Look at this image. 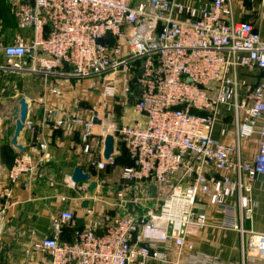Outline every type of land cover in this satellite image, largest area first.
Here are the masks:
<instances>
[{"label":"built area","instance_id":"built-area-1","mask_svg":"<svg viewBox=\"0 0 264 264\" xmlns=\"http://www.w3.org/2000/svg\"><path fill=\"white\" fill-rule=\"evenodd\" d=\"M191 2L8 0L17 26L33 37L0 44L4 75L56 79L50 91L57 96L64 95L62 80L102 77L105 97L128 103L126 110L135 115L108 122L113 106L103 102L88 110L89 117L56 121L72 131L83 127L87 155L104 149L106 136L114 135V153L95 158L99 170L118 165V143L130 163L109 192L115 212L104 216L101 229L86 221L78 228L76 214L63 211L52 219L53 234L33 241L26 256L42 254L40 264H231L201 251L184 255L188 238L210 224L199 207L204 204L221 214V229L239 234L243 252L247 241L249 255L264 262V231L246 226L253 214L252 183L264 175V39L255 24L234 18L232 0ZM241 69L256 82L241 80ZM38 103L47 101L41 96ZM32 110L29 104L28 117ZM221 115L233 122L222 129L231 142L213 136ZM25 130L34 131L29 118ZM256 133L257 149L246 154L243 142ZM36 172L31 154L17 155L2 195L9 197ZM70 223L69 234L63 233Z\"/></svg>","mask_w":264,"mask_h":264},{"label":"crops","instance_id":"crops-1","mask_svg":"<svg viewBox=\"0 0 264 264\" xmlns=\"http://www.w3.org/2000/svg\"><path fill=\"white\" fill-rule=\"evenodd\" d=\"M139 1V0H134ZM209 1V0H195ZM192 3L191 0H184ZM233 16L237 21L251 22L256 25L264 39V0H232ZM0 44L13 41L18 36L26 42L33 37L30 29H20L14 16L10 12L8 0H0ZM0 53V65L7 62ZM246 69L240 70V79L249 84L256 79L249 76ZM0 103L2 100H11L14 114L18 117L19 101L25 97L28 104L33 108L29 115L34 131H23L19 143L25 147L24 151L15 147L11 139L12 134H1L3 119L0 118V264H40L44 259L38 252H32L26 256L25 250L35 240L51 236L52 219L63 211H72L79 215L82 201L90 197L89 182L74 183L72 174L76 167L82 168L86 173L92 175V179L98 181L94 197L90 198L91 214L85 211L86 222L94 228L101 229L105 222V215L115 212L114 200H104L100 195L101 186L111 187L116 183L101 181L96 178V172H101L95 164V158L104 157V149L98 148L96 154L87 155L83 152V143L80 137L81 126H59L56 121L66 115L87 114L91 108H100L103 102L113 106V100L105 97L104 87L95 86L89 81H75L65 79L59 83L64 90L63 96L51 93L50 89L59 82L49 78L33 77L29 74L4 75L0 71ZM6 93H10L7 95ZM44 96L47 103H38V98ZM10 103V102H9ZM53 110L54 114H49ZM129 112V111H128ZM135 115L130 113L128 121ZM233 127L231 118L221 115L215 130L214 138L220 142H231L232 137L223 135L222 129L227 131ZM9 128L6 127V130ZM100 127L97 126L95 133L99 134ZM259 134H255L253 141H244L245 153L256 151ZM20 153L31 154L38 167V172L32 176H24L13 188L9 197L3 196V188L8 184L9 170L12 166L13 156ZM14 157V158H15ZM96 178V179H95ZM119 183V182H118ZM107 195V194H106ZM67 197L63 201L62 197ZM109 196V195H108ZM80 198V203L76 198ZM100 200H99V199ZM251 200L253 203V214L246 221L247 227H254L264 231V175H259L252 183ZM108 205H100V203ZM200 209L208 212L209 225L203 228L196 236L189 237L184 249V255L190 251H201L212 256L219 257L222 261L231 264H264L263 261L249 255L247 241L245 251H242L240 236L232 230H223L219 227L221 214L214 208L201 204ZM76 223H74L75 225ZM73 223L65 225L64 232L68 233L74 226ZM77 226V225H76ZM34 231L36 234H32ZM173 258V255H169ZM185 262L186 257H181ZM147 264H160L159 261L151 259Z\"/></svg>","mask_w":264,"mask_h":264},{"label":"rangeland","instance_id":"rangeland-1","mask_svg":"<svg viewBox=\"0 0 264 264\" xmlns=\"http://www.w3.org/2000/svg\"><path fill=\"white\" fill-rule=\"evenodd\" d=\"M0 53H1V50H0ZM91 83H93L95 86H101V87H104L105 84H107L106 79L102 78V77L91 79ZM110 98L114 101V103L115 102L116 103L115 104L113 103L114 104L113 105V114L112 113L107 114V117H106L107 121L113 122V123L128 122V118L130 116V111L128 112L126 110L128 103H126L125 105H122L119 98H117L116 96L110 97ZM0 118L3 119V122L1 125V127H2L1 134H6V135L12 134L14 132V129H15V120L17 117L14 114V110H13L11 100H9V101L2 100V102L0 103ZM6 127H8L9 129L6 130ZM10 130L12 133L10 132ZM117 147H118V154H117L118 165L111 167V168H108L106 170H102L101 172H96V178H98L100 180V182L101 181H109L110 183L113 182V183L118 184V182L120 183L122 180L121 179V167L125 163V159H124L125 149L123 148V145H121L120 143H118ZM12 161H13V159H12ZM100 189H101L100 195L102 193L101 196L104 197V200L111 201L109 198L110 196H108V195H111L109 192H113L114 191L113 189H115V187L114 186H111V187L101 186ZM100 205L104 206V205H108V204L103 202V203H100Z\"/></svg>","mask_w":264,"mask_h":264},{"label":"water","instance_id":"water-1","mask_svg":"<svg viewBox=\"0 0 264 264\" xmlns=\"http://www.w3.org/2000/svg\"><path fill=\"white\" fill-rule=\"evenodd\" d=\"M34 4V1H32ZM66 65V63H65ZM143 73V69H139V74L141 75ZM264 74V71H263ZM20 108H19V114L18 117L15 121V129H14V134L11 139L12 144L17 147L19 150L24 151L25 147L19 143V138L24 131L25 127V122L28 119V111H29V104L26 100L25 97H22L19 101ZM115 150V137L112 134H108L105 138V143H104V153L103 156L105 159L109 158L111 154L114 153ZM72 180L74 183H80L83 181H88L89 182V196L85 198L82 203H81V208L84 210V212L80 211L79 215H77L75 222L78 228H81L85 224V211L90 208V198L94 197L95 190L98 186V181L92 179V175L90 173H86L82 170L80 167H76L74 169V172L72 174ZM156 194V188H153V195ZM141 223V220L139 221Z\"/></svg>","mask_w":264,"mask_h":264},{"label":"trees","instance_id":"trees-1","mask_svg":"<svg viewBox=\"0 0 264 264\" xmlns=\"http://www.w3.org/2000/svg\"><path fill=\"white\" fill-rule=\"evenodd\" d=\"M4 8H5V7H0V11L2 12ZM0 82H1V81H0ZM6 94L9 95L10 93H6ZM123 148H124V147H123ZM124 149H125V148H124ZM14 157H15V156H13V161H14ZM124 159H125V163H124V165L130 163V160H129V158H128V154H127L126 149H125V153H124ZM13 161H12V164H13Z\"/></svg>","mask_w":264,"mask_h":264}]
</instances>
